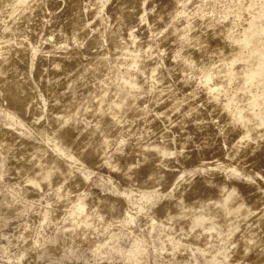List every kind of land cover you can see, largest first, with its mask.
<instances>
[{
  "label": "rangeland",
  "instance_id": "1",
  "mask_svg": "<svg viewBox=\"0 0 264 264\" xmlns=\"http://www.w3.org/2000/svg\"><path fill=\"white\" fill-rule=\"evenodd\" d=\"M27 1L28 3H26ZM15 2L16 0H0V34L3 35H0V45L3 46L6 43L4 46L11 49V55H9V53L6 56L7 59H4V57L0 55V63L4 59L0 65V143L2 140V143H4L0 146L2 149H0V153H3L2 158H0V167L2 168L0 170L4 172L0 171V202L2 203H0V264H264V214L261 213L260 217L256 219L260 209L264 208V125L261 127V134L254 133L252 128L253 136L256 134V140H250L246 143L247 145L245 144L246 146L243 145L244 147H238L241 148L238 149L234 145V142L238 139L236 131H239V128L237 126L233 127L234 129H229L227 127L229 125H226L225 116L227 115L225 110L221 108L219 103L213 102V100L208 97L204 85L201 84L200 86L199 84L198 86L199 78L195 75V72L200 67L213 63L216 60V56L209 54H211L210 51L216 50L217 46H221V49L225 47L222 50H227L228 52L234 50V47H230L229 41L224 38L225 31L228 28L239 31L246 25L249 19L247 8L249 6L248 0H241V3L240 1L237 2L232 0H183V3H176L175 0H107L101 8V2L98 0H25L21 4ZM17 2L19 1L17 0ZM175 3L177 5L178 3H182L183 5L180 4V6H177ZM9 10L11 11L9 12ZM106 14L109 15L108 20L105 17ZM141 15L143 18L142 20ZM1 27L4 32L1 30ZM6 27L7 29H5ZM8 27L10 28L9 30ZM129 30H133L137 34V40L134 44H130L127 40ZM2 32L5 33L7 37H4ZM8 37L9 42L5 40V38ZM63 41H67L69 49L59 47ZM203 41L205 42L203 43ZM12 42L14 43L12 44ZM29 42L32 45V51H30V53L28 51V48H30ZM17 45H19V47ZM27 45L29 47H27ZM126 45L129 47L132 46V49L134 45L140 48L144 46L143 49L146 50H148V46L151 45V49L153 50L152 57H147L144 52H140V54L143 55L142 59L147 67V73L145 75L141 74L139 67H132L130 69L140 83L143 84V93L141 92L140 96H138V101L133 102L132 97H129L127 101L132 104L133 107H136L137 110L133 109L134 112H132V116L131 114L124 116L125 119L119 123L103 122L95 130L93 129L94 121L91 120V122H87V119L85 121L82 114L85 112L86 108L91 109L92 106L95 105L91 94L92 92L100 90L101 84L98 82V79H107V77H105V74L108 73L107 68L114 62V59L117 58V56H113V54L119 51L118 47ZM23 48H25V50ZM36 50L39 51L37 58L32 56ZM45 52L46 56L44 55ZM103 52H110L111 54L107 56L108 58L100 59L97 69H90L84 72L85 64L95 62L94 60H98L99 55ZM54 61L59 62L60 66L56 65ZM218 61L219 60H217V63ZM30 62L32 66L36 64L32 68L33 72L31 71V73L29 70ZM54 63L56 66H51L54 65ZM58 66L60 68H58ZM115 69L116 68H114V71L117 73L118 71ZM46 70H49V72ZM154 70H158L157 77L160 79V81H158L159 84L152 79ZM79 73L80 78L76 80V76H78ZM4 83L7 86L2 89V86H5ZM148 86H151V88L148 89L151 92L148 90L146 91ZM194 87L197 89L195 94L191 92ZM194 95L197 97L194 98ZM175 96L184 98L180 102L182 105L178 103V106L174 107V101L177 100V98L174 99ZM190 98L192 99L190 100ZM195 102L197 103L195 104ZM79 103L81 104L79 108L80 115L77 116L76 119H72L68 127H61L59 122L56 121V113L60 112L59 115L68 113V115H70L72 111L76 110L75 107ZM143 105L147 106V109L145 108L146 111ZM168 105L171 106V108ZM6 108L11 112L9 113ZM189 108H191L192 111ZM21 109L23 111H21ZM219 109H221V111ZM156 111L162 112L157 113ZM166 111L168 113L170 111L173 113L170 112L171 114L169 113L170 115L168 114L166 116L164 114ZM12 112H21V114L18 113L20 114L21 121L17 119L16 122L13 123L11 121V116H9ZM180 115L181 117L179 118L178 116ZM138 116H140V118ZM131 117H133V119ZM88 119H91V117ZM74 121L76 122L74 123ZM83 121L86 124L85 127L83 126ZM224 122V129L222 128L220 130ZM23 123L26 124V127H24V124L21 128L20 125ZM139 124L141 126H139ZM144 124L146 125L144 126ZM10 125H13L14 129L10 127ZM36 126L38 128H35V130L32 129ZM8 127L11 129H8ZM29 127L33 130L32 133H29ZM82 127H84V129ZM91 129L94 130L92 133ZM232 129L233 131H231ZM39 131L43 132V134ZM147 131L148 133H145ZM45 132H48L50 135H55L54 137H59V140L57 139L55 141L57 150L54 151L49 148V150L41 156L40 164L36 159L34 150L38 145L49 146L47 141L44 140L45 138H43ZM105 135H108L110 138L108 145L101 143ZM150 139L152 141H159L160 143L164 140L170 141V144L174 147V144H176L178 149H180V145H183V152H178V155H175L176 152L168 155L170 160H168V156L163 157L161 160H157L153 159L155 158L154 155H149L150 160L146 159L140 161L139 164L141 165L136 164V168H130L129 163L141 157V154L139 155L141 144L151 141ZM50 142L52 141L50 140ZM139 142L141 144H139ZM51 154H53V157ZM5 156L9 158H5ZM71 156L75 157V159H71ZM14 157H16V159ZM221 160L223 162L231 161L237 163L242 166V168L244 167L245 170L255 175L258 180H253L248 183L243 179L240 180V178L237 177V173H232L233 178L231 177L232 179L229 178V180L236 182L231 184L230 181L224 177L225 175L221 170L215 169V171H211L204 164ZM10 162L12 165H10ZM80 162L82 164H80ZM53 163L58 164V167L56 166L58 171L53 167L55 168L53 173L55 176L52 175L53 178L51 177L50 180H46L48 182L45 181L48 185L44 182L40 185V187L43 185L42 189L36 186L37 190H35V185L31 184V186L27 184L28 182L25 180L26 176H39L43 173V171L39 169L40 166L52 165ZM152 169H157V172L149 176V172ZM184 169L186 172L184 181H182L183 178L180 180L181 182L179 181L174 192L175 194H181L188 205H184L186 207L183 206L182 208L173 206L174 197H170L169 199L168 197H164L166 199H160L157 204L152 207L157 213H155L156 219H158L159 222L150 217L152 213L150 210L152 209L146 212L152 200L150 194L135 192L133 193V199H131L128 191H118L120 189L118 188L119 186L122 188L131 183H133L132 186H134L135 183H140L141 181V183L145 181L144 184H147L145 187L147 189L155 182V180H153L154 182L152 181L155 175L156 178L160 175L163 176L159 181L162 184L160 185L158 182L156 183L157 186L169 189L173 176ZM44 170L46 169L44 168ZM127 171H129L130 174H128ZM61 172L62 174H60ZM218 173H222V175H216ZM59 175L61 178H59ZM227 175H230V173H227ZM139 178L142 180L140 181ZM130 180L132 182H130ZM222 180L229 182L226 183L227 187L231 184L232 187L235 188V194L231 196L228 204L236 207L238 203L242 202L243 205L241 209L243 211L246 210V207L255 211L249 214L245 219L236 220L239 222H237L238 224L236 223L235 229L230 231L231 233L225 230L224 234L226 232L229 234L226 233L227 238H220L219 240V238H217L218 236H216L214 232L212 233L210 229H207L205 233L199 236L200 239L196 238V240L195 238H190L191 236L183 233V229L181 228L184 227L188 229L189 223L191 219H193L195 213L207 212L215 214L217 217L216 221L219 224H224V208L214 204V201L223 200L222 189L218 188L219 186L217 185V183L220 184ZM66 181L69 185L66 184ZM124 181L127 182L125 183ZM49 182L51 183L50 185ZM116 183H118L119 186L114 189L113 185ZM207 184H209L208 186L211 184L213 185L208 187ZM29 189L34 190L30 191ZM11 190L15 192L12 193ZM17 191H19V194ZM56 191L59 193H56ZM31 193L33 196H31ZM66 193L68 194L65 195ZM11 195L13 196L11 197ZM65 196H67L66 199ZM7 197L8 199L5 200ZM15 197H18L17 200ZM19 197L21 201L23 199L24 202L19 201ZM72 197L79 200L85 197L83 201H85L86 208H84L86 210L84 209L81 214L75 217L72 215L75 211L74 204L79 200H70ZM98 197H101V199ZM107 197H113L114 199L110 201L111 198H109V200ZM62 198L64 202L62 201L63 203H60ZM104 200L106 203L110 201L114 204L115 200L118 202L116 201L114 205L110 204V202L105 204ZM65 201H67V203ZM15 202H17V204H14ZM55 203L58 204L56 205ZM7 204H9V206ZM68 204H70V206H68ZM165 204L172 205L170 207L171 215L174 216V220L178 221L170 220L171 222L170 224L168 223L169 225L164 222L165 218L162 216L164 212L161 207ZM62 205L64 208L61 207ZM111 205H113V207ZM115 205H117L119 209ZM109 206H111V209H109ZM156 206L159 207L160 210L157 209ZM115 209H117V211ZM123 209L127 211L124 212L125 210L123 211ZM94 211L96 213L99 211V213L96 214ZM100 212L101 215L104 214L102 215L103 218ZM44 213L45 216L47 214H56L53 215V217L49 215L46 218L47 222H45L46 220H43ZM40 214L41 216H38ZM84 214H86L85 217L83 216ZM91 214L93 216L94 214L96 215L94 216L96 221ZM112 215L114 216V220L110 219ZM116 216L118 217L116 218ZM129 216L132 217L133 221L126 220ZM29 217L31 219H36L33 221L30 220ZM121 217L123 220H119ZM148 217L150 220H148ZM227 217L230 218L231 216ZM76 219L78 220L76 221ZM85 219H88V223ZM152 220L156 222L153 221V223L151 222ZM83 221L86 222L87 225H90L85 226L86 223ZM94 221L95 223H93ZM113 221H115L116 224L115 222L112 223ZM126 221H128V223ZM30 223L31 227L29 226ZM73 223L77 225H73ZM82 223L85 224V227H83ZM96 223H98L100 227L95 225ZM151 223L153 228L150 225ZM70 224H72L71 228ZM100 224H102V226ZM127 224H129L128 226L131 228L128 227ZM134 225L135 228H133ZM166 225L169 228L166 227ZM78 226L82 227L77 229ZM89 226L92 229L90 234ZM171 226H173L174 230L171 229ZM67 227L68 229H65ZM109 227L112 228L109 229ZM176 227L177 229H175ZM24 228H26V234ZM69 229H71V231H68ZM168 229L172 230V234L176 233V236L180 234L185 242L179 245L177 243L176 245L177 238H172L170 241L167 240L165 233ZM97 230L99 231L97 232ZM110 230L112 232H110ZM145 230L148 232H145ZM175 230H178L179 233L175 232ZM137 231L140 235L135 234ZM252 231H254L255 237H257L258 240L249 248H245V239ZM22 233L23 236H21ZM73 233H75V235H73ZM162 234L166 239L163 238ZM68 235L71 236L69 237ZM25 236H27V238ZM84 236H88L87 238H89V236L91 237L88 240L82 238ZM107 236L111 237L107 238ZM18 237L23 238L19 239ZM242 238L244 240H242ZM25 239L28 241H25ZM69 240L73 241L71 242ZM75 240L77 241L75 242ZM189 240H191V243ZM19 241L20 244H18ZM231 241L232 243L229 246ZM26 242H28V244ZM63 242L64 244H62ZM81 242H83L82 245ZM71 243L74 245L78 243V246H74ZM229 247L230 249H228ZM141 248L142 251H140ZM255 248L256 251H254ZM98 249H100V251L102 250V252H98ZM28 251L29 253L31 251V255L28 254ZM226 253L228 254L227 257L231 258V261L227 260V257L225 261ZM238 257L240 259H238ZM251 259L253 261H251ZM26 260L27 262L30 261L27 263Z\"/></svg>",
  "mask_w": 264,
  "mask_h": 264
},
{
  "label": "bare ground",
  "instance_id": "2",
  "mask_svg": "<svg viewBox=\"0 0 264 264\" xmlns=\"http://www.w3.org/2000/svg\"><path fill=\"white\" fill-rule=\"evenodd\" d=\"M15 1V0H14ZM19 2H17V0H16V2L15 3H19V4H21L22 2H24L25 0H18ZM99 2H101V4H100V8L102 7V5L103 4H105V1H107V0H98ZM176 1V3L177 2H182L183 3V0H175ZM232 1H240V3H241V0H232ZM245 1V0H244ZM248 2H249V6L247 7L248 8V13H249V19H248V21L246 22V25L245 26H243L242 28H241V30H239V31H236V30H232L231 28H228L226 31H225V35H224V38H226L228 41H229V44H230V47H234L232 50V52H228L227 50H222L223 48H225V47H223L222 49H221V46H217L216 47V50H214V51H210L211 52V54H209V55H214V56H216V60L213 62V63H210V64H208V65H204V66H202V67H200L196 72H195V75L199 78V82H198V86H199V84H200V86H201V84L202 85H204V88H205V92H207L206 94L208 95V97L209 98H211L212 100H213V102L215 101V103L217 102V103H219L220 104V106H221V108H223V110H225V112H226V115L227 116H225L226 117V119H225V121H226V125H229V126H227L229 129H231V128H233V127H238L239 128V131H236L237 132V134H238V139H237V141L236 142H234L235 144V146L238 148V147H244V146H246L247 144L246 143H248L250 140L251 141H255L256 140V134H255V136H253V132H252V128H253V131H254V133H259V134H261V127L264 125V0H248ZM26 3H28V1L26 2ZM98 3V2H97ZM145 3V2H144ZM143 3V4H144ZM175 3V4H176ZM182 3H178V5L180 6V4H182ZM18 4V5H19ZM25 4V3H24ZM26 5V4H25ZM145 5V4H144ZM177 5V4H176ZM177 5V6H178ZM183 5V4H182ZM14 7H15V5H14ZM16 7H17V5H16ZM19 7V6H18ZM13 8V7H12ZM25 8V7H24ZM17 9V8H16ZM20 9V8H19ZM15 10V9H14ZM22 10V9H21ZM11 10H9V12H10ZM12 11H13V9H12ZM16 11V10H15ZM101 11V10H100ZM103 11H104V9H103ZM20 12V11H19ZM22 12H23V10H22ZM98 13L100 14V12L98 11ZM97 13V14H98ZM102 13V12H101ZM11 14V13H10ZM22 14V13H21ZM96 14V15H97ZM19 15H20V13H19ZM103 15V14H102ZM101 15V16H102ZM146 15V14H145ZM173 16V15H172ZM190 16V15H189ZM105 17L107 18V20L109 19L108 17H109V15L108 14H106L105 15ZM104 18V17H103ZM172 18V17H171ZM189 18V17H188ZM143 18H142V15H141V20H142ZM103 20V19H102ZM4 21H5V19H4ZM3 21V22H4ZM6 23V22H5ZM89 23H90V21H89ZM5 26H7L8 25V23H7V25L6 24H4ZM3 25V26H4ZM229 25V24H228ZM231 26V25H230ZM180 27H182V26H180ZM4 28V27H3ZM5 29H7V27L5 28ZM10 28L8 27V30H9ZM175 29H177V28H175ZM1 30H2V27H1ZM104 30H105V28H104ZM179 30V29H178ZM3 31V30H2ZM177 31V30H176ZM4 32V31H3ZM2 32V33H3ZM7 33V32H6ZM4 34V37L6 36L7 37V35H5V33H3ZM1 35V34H0ZM104 35V34H103ZM1 36H3V35H1ZM8 36H9V34H8ZM127 36H128V42L130 43V44H134L135 42H136V38H137V34L133 31V30H129V33L127 34ZM10 37V36H9ZM9 37L8 38H5V40H8V42H9ZM101 38H102V35H101ZM12 39V38H11ZM107 41V40H106ZM6 42V41H5ZM103 42H104V40H103ZM127 42V43H128ZM205 41H203V43H204ZM224 42H226V41H224ZM1 43V42H0ZM11 43V42H10ZM9 43V44H10ZM14 42H12V44H13ZM28 43V42H27ZM30 43V42H29ZM201 43V42H200ZM222 43V42H221ZM221 43H220V45H221ZM3 44V43H2ZM6 44V43H5ZM4 44V45H5ZM129 44V45H130ZM137 44H139V43H137ZM2 46V45H0V55H1V57H4V59H7L6 58V56L9 54V55H11V52H10V50L11 49H9V47H5V46ZM11 45V44H10ZM20 45V44H19ZM19 45H17L18 47H19ZM225 45V44H224ZM7 46H8V44H7ZM25 46H26V44H25ZM31 43H30V48H28L29 50V53H30V51H32L31 50ZM140 46V45H139ZM228 46V45H227ZM27 47H29L28 45H27ZM59 47H63V48H65V49H69L68 47H69V44L67 43V41H63L62 43H61V45L59 46ZM132 46H128V45H126V46H120V47H118L119 48V51H116L114 54H113V56H117V58H115L114 59V62H112L109 66H108V73L107 74H105V77H107V79H105L104 80V78L103 79H98V82L101 84V87H100V90L99 91H97V92H92V99H94L93 101L95 102V105L94 106H92V108L91 109H85V112L82 114V116H84V119H85V121H86V119H87V122H91V120H93L94 122V128L93 129H97L98 128V126L101 124V123H103V122H115V123H119V122H121L122 120H124L125 118H124V116H126V115H130L131 114V116H132V112H134V110L136 109V107H133L132 106V104H130L129 102H127L128 101V98L129 97H132V101L134 102V101H138L137 99H138V96H140V94H141V92L143 93V91H142V88H143V84L142 83H140V81L136 78V76L131 72V68L132 67H139L140 68V70H141V74L142 75H145L146 73H147V67H146V63L144 62V60L142 59V57H143V55H141L140 54V52L142 51V52H144L145 54H146V56L147 57H152V54H153V50L151 49V45H149L148 46V50H146V49H143V47L144 46H142V48H140V47H136L135 45H134V48L132 49L131 48ZM22 48V47H21ZM24 50H25V48H23ZM27 49V48H26ZM62 49V48H61ZM58 50V49H57ZM16 51V50H15ZM21 51V50H20ZM61 51V50H60ZM65 51V50H64ZM38 50H36V51H34V54L32 55V56H34L35 58H37V56H38ZM48 52V51H47ZM57 52V51H56ZM208 52V51H207ZM13 53V52H12ZM28 53V52H27ZM53 53V52H52ZM55 53V52H54ZM62 53H63V51H62ZM15 54H17V53H15ZM109 54H111L110 52H103V53H101V55H99V58H98V60L97 59H95L94 61L95 62H91V63H87V64H85L84 66H85V68H84V72H86V71H88V70H90V69H97V65H98V63L100 62V59L101 58H106ZM207 54V53H206ZM18 55V54H17ZM39 55H40V53H39ZM41 55H43V54H41ZM45 56H46V52H45V54H44ZM47 55H48V53H47ZM13 56V55H12ZM16 56V55H15ZM19 56V55H18ZM41 58H43V57H41ZM96 58V57H95ZM108 58V57H107ZM4 59H3V61H4ZM0 60H1V58H0ZM102 60V59H101ZM217 60H219L218 61V63H217ZM2 61V62H3ZM1 62V63H2ZM55 62V61H54ZM1 63H0V65H1ZM6 63V62H5ZM56 63V65H59L60 66V63L59 62H55ZM55 63H54V65H51V66H56L55 65ZM113 64V65H112ZM5 65V64H4ZM36 65V64H35ZM35 65H31V62H30V66H29V70H30V73H31V71L33 72V67L35 66ZM6 66V65H5ZM58 66V68H60ZM4 67V66H3ZM45 67V66H44ZM47 67V66H46ZM50 67V66H49ZM2 68V67H1ZM57 68V69H58ZM114 68H116L115 70L116 71H118L117 73L114 71ZM124 68H125V70H124ZM154 68V67H153ZM3 69V68H2ZM5 69V68H4ZM121 69V70H120ZM1 70V69H0ZM53 70V69H52ZM3 71V70H2ZM45 71V70H44ZM47 71V70H46ZM63 71H64V69H63ZM47 72H49V70L47 71ZM115 72V73H114ZM158 70H154L153 71V73H152V79L155 81V82H158V81H160V79L157 77V75H158ZM151 74V73H150ZM2 75H3V73H2ZM80 78V73H79V75L78 76H76V80L77 79H79ZM110 78H113V79H110ZM48 83V82H47ZM5 84V83H4ZM158 84H159V82H158ZM7 85L5 84V86L3 85L2 86V89H3V87H6ZM192 87V86H191ZM151 88V86H148L147 88H146V91L148 90V89H150ZM199 89V88H198ZM163 90V89H162ZM196 90L197 89H195V87L191 90V92L193 93V94H195L196 93ZM200 90H201V88H200ZM200 90H198L199 92H201ZM1 91V90H0ZM149 92H151L150 90H148ZM154 91H155V89H154ZM157 91H160V90H157ZM188 91V90H187ZM186 91V92H187ZM190 91V90H189ZM203 91V90H202ZM163 92V91H162ZM203 93V92H202ZM121 94V95H120ZM180 95H182V94H180ZM190 95V94H189ZM200 95V94H199ZM157 96H158V94H157ZM191 96V95H190ZM156 97V96H155ZM197 96L196 95H194V98H196ZM200 97V96H199ZM177 98V100L176 101H174L175 102V106L174 107H177L178 106V103H180L184 98L183 97H180L179 96V98L177 97V96H175L174 97V99H176ZM91 99V98H90ZM186 99H188V98H186ZM192 98H190V100H191ZM197 100H198V98H197ZM210 100V99H209ZM152 103V102H151ZM154 103H156V102H154ZM197 102H195V104H196ZM143 104V103H142ZM202 104H205V103H202ZM207 104V103H206ZM155 105V104H154ZM154 105H152V106H154ZM157 105V104H156ZM159 105V104H158ZM180 105H182L181 103H180ZM200 105V104H199ZM216 105V104H215ZM80 106H81V104L79 103V104H77V106L75 107L76 108V110H74V111H72L71 113H70V115H68V113H65V114H62V115H59V113L60 112H55L56 113V121L57 122H59V125H61V127H64V126H66V127H68L69 126V124H70V121L72 120V119H76V117L77 116H79L80 115V112H79V108H80ZM144 106V105H143ZM169 106V105H168ZM198 106V105H197ZM206 106V105H205ZM147 106H144L143 108H144V110H145V108H146ZM170 108H171V106H169ZM196 107V106H195ZM194 107V108H195ZM215 107H217V106H215ZM148 108H149V106H148ZM197 108V107H196ZM210 108H212V107H210ZM219 108V107H218ZM217 108V109H218ZM7 109V108H6ZM10 109V108H9ZM134 109V110H133ZM147 109V108H146ZM151 109V108H150ZM166 109V108H165ZM190 110H191V108H189ZM188 109V110H189ZM137 110V109H136ZM189 110V111H190ZM216 110V109H215ZM220 111H221V109H219ZM7 111L10 113L11 111L10 110H8L7 109ZM21 111H23L22 109H21ZM81 111V110H80ZM146 111V110H145ZM173 111V110H172ZM184 111V110H183ZM192 111V110H191ZM67 112V111H66ZM153 112V111H152ZM157 112V111H156ZM160 112H162V111H160ZM159 111L157 112V113H160ZM171 112V111H170ZM169 112V113H170ZM187 112V111H186ZM217 112V111H216ZM219 112V111H218ZM18 113H20L21 114V112H12V114H9V116H11V121L13 122V123H15L16 122V120L17 119H19L20 121H21V118H20V114H18ZM154 113V112H153ZM167 111L166 112H164V114L167 116L168 114H169ZM171 113H173V112H171ZM170 113V114H171ZM184 113V112H183ZM220 113H222V112H220ZM8 114V113H7ZM156 114V113H155ZM169 114V115H170ZM135 115V114H134ZM140 115V114H139ZM147 115V114H146ZM157 115V114H156ZM162 115V114H161ZM187 115V114H186ZM220 115V114H219ZM223 115H225V114H223ZM149 116V115H148ZM183 116V115H182ZM212 116V115H211ZM222 116V115H221ZM91 117V119H88V118H90ZM93 117V118H92ZM130 117V116H129ZM137 117V116H136ZM139 118H140V116H138ZM157 117V116H156ZM179 118L181 117V115L180 116H178ZM187 117V116H186ZM222 117H224V116H222ZM127 118V117H126ZM132 119H133V117H131ZM150 118V117H149ZM158 118V117H157ZM160 118V117H159ZM213 118V117H212ZM217 118V117H216ZM218 118H219V116H218ZM78 119V118H77ZM148 119V118H147ZM163 119V118H162ZM221 119V118H220ZM144 120V119H143ZM154 120V119H153ZM156 120V119H155ZM216 120H218V119H216ZM20 121H18V122H20ZM82 121V120H81ZM149 121V120H148ZM147 121V122H148ZM219 121V120H218ZM76 121H74V123H75ZM84 122V121H83ZM125 122V121H124ZM131 122H133V121H131ZM151 122V121H150ZM214 122V121H213ZM73 123V122H72ZM82 123V122H81ZM80 123V124H81ZM126 123V122H125ZM144 123H146V122H144ZM217 123V122H216ZM24 124L25 123H23V124H21L20 125V127L22 128L23 126H24ZM84 124H85V122H84ZM83 124V126L85 127L86 126V124L84 125ZM131 125V124H130ZM132 125H133V123H132ZM137 125H138V123H137ZM136 125V126H137ZM143 125V124H142ZM146 124H144V126H145ZM164 125V124H163ZM224 125H225V122H224V124H222L221 125V127H220V130L224 127ZM139 126H141L140 124H139ZM144 126H143V128H144ZM216 126H217V124H216ZM216 126H214V127H216ZM218 126H220V125H218ZM10 127H14L13 125H10ZM10 127H8V129L10 128ZM24 127H26V124H25V126ZM84 127H82L83 129H84ZM126 127V126H125ZM124 127V128H125ZM131 127V126H130ZM226 127V126H225ZM17 128V127H16ZM35 128H38L37 126L36 127H33L32 129H34L35 130ZM73 128H75V127H73ZM127 128V127H126ZM132 128V127H131ZM151 128V127H150ZM217 128V127H216ZM11 129V128H10ZM14 129V128H13ZM12 129V130H13ZM31 129V127H29V130H30V132L29 133H32V130ZM93 129H91V133L94 131ZM119 129H121V128H119ZM135 129V128H134ZM137 129V128H136ZM141 129V128H140ZM139 129V130H140ZM165 129V128H164ZM224 129V128H223ZM234 129V128H233ZM233 129L231 130V131H233ZM81 130V129H80ZM126 130H129V129H126ZM76 131V130H75ZM79 131V130H78ZM125 131V130H124ZM137 131V130H136ZM143 131H146V130H143ZM229 131V130H228ZM39 132H41V131H39ZM55 132H56V130H55ZM81 132H82V130H81ZM121 132V131H120ZM137 132H139V131H137ZM218 132H220V131H218ZM224 132H226V131H224ZM223 132V133H224ZM42 134H43V132H41ZM140 133V132H139ZM145 133H148V131L147 132H145ZM223 133H222V135H223ZM45 135H44V137L43 138H45L44 140L45 141H47V143L49 144V146H45V145H38V146H34L35 147V150H34V154H35V156H36V159H37V161H38V163H40L41 164V162H40V158H41V156L46 152V151H48L49 150V148H51L52 150H54V151H56L57 150V147H56V145H55V141L59 138H57V137H54L55 135H50V134H48V132H45L44 133ZM81 134V133H80ZM130 134V133H129ZM141 134V133H140ZM144 134V133H143ZM174 134V133H173ZM218 134V133H217ZM220 134V133H219ZM227 134H229V133H227ZM136 135V134H135ZM137 135H139L138 133H137ZM136 135V136H137ZM146 135V134H145ZM150 135V134H149ZM148 135V136H149ZM32 136V135H31ZM60 136H62V135H60ZM136 136H135V138H136ZM174 136V135H173ZM172 136V137H173ZM259 136H262V135H259ZM33 137V136H32ZM50 137V138H49ZM139 137H140V135H139ZM162 137V136H161ZM15 138V137H14ZM53 138V139H52ZM64 138V137H63ZM135 138H133V139H135ZM142 138V137H141ZM140 138V139H141ZM147 138V137H146ZM174 138V137H173ZM172 138V139H173ZM139 139V140H140ZM50 140L52 141V142H50ZM59 140V139H58ZM137 140H138V138H137ZM137 140H136V142H137ZM151 140V139H150ZM3 141V140H2ZM2 141H1V143H0V146H2V144H4V143H2ZM39 141V140H38ZM43 141V140H42ZM61 141H62V139H61ZM109 141H110V138L108 137V135H105L104 136V138H103V141L101 142L102 144H104V145H108V143H109ZM143 141H144V139H143ZM174 142H176V141H174ZM173 142V143H174ZM143 143V142H142ZM139 144H141L140 142H139ZM246 144V145H245ZM175 145V147H176V144H174ZM244 145V146H243ZM138 146H140V145H138ZM178 146V145H177ZM174 146H172L171 144H170V141H166V140H164L162 143H160L159 141H148V142H145V143H143V144H141V146H140V153H139V155L141 154V157L138 159V160H136V161H131L130 163H129V167L130 168H133V167H135L136 168V164H139V162L140 161H143V160H146V159H149V155H151V156H155V158H153V159H157V160H161L163 157H166V156H168V155H170V154H173V153H175L176 152V154L175 155H178L177 153L178 152H181L182 150H183V148L182 147H184L183 145H180V149H178V147H176L175 148ZM3 148V147H2ZM69 148V147H68ZM0 149H1V147H0ZM70 149V148H69ZM238 149H241V148H238ZM237 149V150H238ZM2 150V149H1ZM71 150V149H70ZM14 152V151H13ZM12 152V153H13ZM18 152V151H17ZM101 152L103 153V151L101 150ZM128 152V151H127ZM137 152V151H136ZM183 152V151H182ZM16 153V152H15ZM48 153V152H47ZM46 153V154H47ZM3 154V153H2ZM2 154L0 153V155H1V157L0 158H2ZM54 154V153H53ZM53 154H51V156L53 155ZM180 154V153H179ZM183 154V153H182ZM48 155H50V154H48ZM48 155H46V156H48ZM16 156V155H15ZM12 157H13V155H12ZM32 157V156H31ZM53 157V156H52ZM169 157V156H168ZM5 158H9L8 156H5ZM15 159H16V157H14ZM57 158V157H56ZM71 159H75V157H73V156H71L70 157ZM14 159V160H15ZM55 159V158H54ZM53 159V160H54ZM176 159V158H175ZM7 160H9V159H7ZM33 160V159H32ZM59 160V159H58ZM125 160V159H124ZM150 160V159H149ZM168 160H170V157H169V159ZM10 161H12V160H10ZM51 162V161H50ZM55 162V161H54ZM7 163H8V161H7ZM19 163V162H18ZM43 163V162H42ZM47 163V162H46ZM52 163V162H51ZM156 163H158V162H156ZM5 164V163H4ZM3 164V165H4ZM17 164V163H16ZM54 164V165H53ZM52 165H47V166H40V170H42L43 171V173L41 174V175H39V176H36V175H31L30 177H28V176H26L25 177V180L28 182L27 184H29V185H31V184H33V185H35V187L36 186H39V188H41L42 189V187H43V185H42V187H40V185L42 184V183H44L46 180H50L51 179V177H52V175H53V173H54V169L56 168V166L58 167V164H55V163H53ZM80 164H82L81 162H80ZM205 164V166L206 167H208L209 168V170H211V171H215V169L216 170H221L223 173H224V177H226L228 180H229V178H231L233 175H232V173H237L238 174V178H240V180L241 179H243V180H245V181H247L248 183L249 182H252L253 180L255 181H257L258 180V178L255 176V175H253L252 173H250V172H248L247 170H245V168L243 169L242 168V166H240V165H238L237 163H233V162H231V161H229V162H223L222 160L221 161H218V162H216V161H214V162H208V163H204ZM2 165V166H3ZM10 165H12L11 164V162H10ZM45 165V164H44ZM61 165V164H60ZM79 165V164H78ZM139 165H141V164H139ZM1 166V165H0ZM15 166V165H14ZM39 166V165H38ZM127 166V165H126ZM16 167V166H15ZM53 167H55V168H53ZM140 167V166H139ZM44 168L46 169V170H44ZM69 168V167H68ZM0 169H2L1 167H0ZM57 169V168H56ZM62 169H64V168H62ZM65 170H67V169H65ZM71 170V169H70ZM69 170V171H70ZM137 170V169H136ZM139 170V169H138ZM0 171H2L3 172V170H0ZM6 171V170H5ZM56 171H58V169L56 170ZM69 171H67V172H69ZM73 171V170H72ZM126 171V170H125ZM130 171V170H129ZM129 171H127L128 172V174H130V172ZM220 171V172H221ZM1 172V173H2ZM64 172V171H63ZM141 172V171H140ZM154 172L156 173L157 172V169H152L150 172H149V176H151V175H154ZM172 172V171H171ZM219 172V171H218ZM4 173V172H3ZM125 173V172H124ZM124 173H123V175H124ZM136 173V172H135ZM186 172H185V169L184 170H181V172L180 173H178L177 175L175 174L174 176H173V179H172V181H171V183H170V186H169V189H166V188H160L159 186H157V184L156 183H158L160 180H161V177H163L162 175H160V176H157L158 178H156V175H155V177L154 178H152V181L153 180H155V182L151 185V187H149V188H145L146 186H147V184L145 183L144 184V182L143 183H141L142 181V179L140 180V178H139V180L141 181L140 183H135V185L134 186H132V184L133 183H131V184H126L127 186H123L122 188L119 186V184L118 183H116L115 185H113V188L115 189V187H118V188H120L118 191H120V192H124V191H128V194H130V198L131 199H133V193H135V192H141V193H147V194H150V196H152V200H151V202H150V205L148 206V208H147V210H146V212H148V210H150V209H152V207L154 206V205H156L157 204V202L161 199L162 200V198H164V197H168V199L170 198V197H174V201H173V206H178L179 208H182L184 205H188V204H186V200H185V198L181 195V194H175V192H174V190L176 189V187H177V184L179 183V181L182 179V181H184V175H186L185 174ZM227 173H230V175H227ZM59 174V173H58ZM60 174H62V172L60 173ZM66 174V173H65ZM65 174H63V175H65ZM71 174V173H70ZM161 174V173H160ZM214 174V173H213ZM212 174V175H213ZM190 175V174H189ZM193 175V174H192ZM216 175H222V173L221 174H216ZM236 175V174H235ZM234 175V176H235ZM53 176H55V174L53 175ZM62 176V175H61ZM70 176V175H69ZM125 176V175H124ZM128 176H130V175H128ZM132 176H133V174H132ZM71 177V176H70ZM69 177V178H70ZM186 177H188V176H186ZM211 177V176H210ZM53 178V177H52ZM59 178H61L60 177V175H59ZM58 178V179H59ZM64 178H65V176H64ZM128 178V177H127ZM126 178V179H127ZM137 178V177H136ZM136 178H133V179H136ZM233 178V177H232ZM231 178V179H232ZM55 179V178H54ZM53 179V180H54ZM131 179V178H130ZM207 179V178H206ZM205 179V180H206ZM226 179V180H227ZM52 180V181H53ZM65 180V179H64ZM66 180H67V178H66ZM70 180H73V179H70ZM138 180V179H137ZM136 180V181H137ZM148 180V179H147ZM204 180V181H205ZM226 180H222L221 181V183L220 184H218L217 183V185L219 186L218 188H220V189H222L221 191L223 192V200L222 201H214V204L215 205H220L222 208H224V215H225V219H224V224H219L216 220H217V217H216V215L215 214H211V213H207V212H199V213H195L194 214V217H193V219H191V222L189 223L190 225H189V227H188V229L187 228H184V227H182L181 229H183L182 230V232L183 233H185V234H187V235H189V236H191L190 238H198V239H200V237L199 236H201L203 233H205V231L207 230V229H210L211 231H212V233L214 232L215 234H216V236H218L217 238H219V240H220V238H227V234H228V232L229 233H231L230 231L232 230V229H235V227H236V225L238 224L237 222H239V221H236V220H238V219H245L249 214H251L253 211H255V210H251L250 208H247L246 207V210H242L241 209V206L243 205V203L242 202H240V203H238L237 204V206L236 207H233V205H230V204H228V201H229V199L231 198V196L233 195V194H235V188L234 187H232V185L231 184H233L234 182H236V181H233V180H229L230 181V183L231 184H229L230 186L229 187H227V184L226 183H229V182H226ZM239 180V179H238ZM239 180V181H240ZM55 181H56V179H55ZM69 181V180H68ZM74 181V180H73ZM167 181V180H166ZM169 181V180H168ZM20 182V181H19ZM18 182V183H19ZM46 182H48V181H46ZM45 182V183H46ZM59 182V181H58ZM61 182H62V180H61ZM60 182V183H61ZM67 182V181H66ZM65 182V183H66ZM125 182V181H124ZM127 182V181H126ZM125 182V183H126ZM130 182H132L131 180H130ZM135 182V181H134ZM151 182V181H150ZM181 182V181H180ZM186 182V181H185ZM215 182V181H214ZM217 182V181H216ZM242 182V181H241ZM22 183V182H21ZM54 183V182H53ZM56 183V182H55ZM79 183V182H78ZM120 183V182H119ZM152 183V182H151ZM213 183V182H212ZM245 183V182H244ZM258 183V182H257ZM26 184V183H25ZM47 184V183H46ZM51 183L49 182V185H50ZM64 184V183H63ZM66 184H68V182L66 183ZM65 184V185H66ZM77 184V183H76ZM118 184V185H117ZM122 184V183H121ZM120 184V185H121ZM124 184V183H123ZM159 184L161 185L162 183H160L159 182ZM168 184H169V182H168ZM23 185H24V183H23ZM48 185V184H47ZM55 185V184H54ZM69 185V184H68ZM72 185V184H71ZM125 185V184H124ZM149 185V184H148ZM209 184H207V186H208ZM211 185H213V184H211ZM210 185V186H211ZM32 186V185H31ZM30 186V187H31ZM67 186V185H66ZM76 186V185H75ZM210 186H208V187H210ZM251 186V185H250ZM260 186V185H259ZM19 187V186H18ZM29 187V186H28ZM25 188V187H24ZM32 188V187H31ZM33 188H34V186H33ZM38 188V189H39ZM47 188V187H46ZM60 188V187H59ZM61 188H63V187H61ZM65 188V187H64ZM67 188H68V186H67ZM45 189V188H44ZM57 189H58V187H57ZM78 189V188H77ZM194 189V188H193ZM201 189V188H200ZM203 189V188H202ZM22 190L24 191V189L22 188ZM30 191H33V190H31V189H29ZM35 190H37V187L35 188ZM60 190V189H59ZM58 190V191H59ZM62 190V189H61ZM72 190V189H71ZM207 190V189H206ZM210 190V189H209ZM12 191V190H11ZM26 191H28V190H26ZM58 191H56V193L58 192ZM64 191H65V189H64ZM67 191V190H66ZM68 191H69V189H68ZM184 191V190H183ZM205 191V190H204ZM13 192H15V191H12V193ZM18 192V194H19V191H17ZM76 192V191H75ZM74 192V193H75ZM28 193V192H27ZM33 193V192H32ZM31 193V194H32ZM59 193V192H58ZM72 193V192H71ZM92 193V192H91ZM90 193V194H91ZM94 193V192H93ZM97 193V192H96ZM95 193V194H96ZM17 194V195H18ZM55 194V193H54ZM61 194V193H60ZM60 194H58V195H60ZM62 194H63V192H62ZM68 193H66L65 195H67ZM76 194V193H75ZM98 194V193H97ZM96 194V195H97ZM99 194H101V193H99ZM183 194H184V192H183ZM263 194H264V190H263ZM8 195V194H7ZM56 195V194H55ZM78 195V194H77ZM88 195V194H87ZM105 195V194H104ZM13 195H11V197H12ZM28 196H29V194H28ZM31 196H33V194L31 195ZM30 196V197H31ZM69 196V195H68ZM70 196H72V195H70ZM76 196V195H75ZM86 196V195H85ZM98 196H100V195H98ZM109 196V195H108ZM112 196V195H111ZM149 196V197H150ZM6 197V196H5ZM66 197L67 196H65V199H66ZM77 197V196H76ZM88 197V196H87ZM91 197V196H90ZM97 197V196H96ZM115 197V196H114ZM16 198V200H17V198L18 197H15ZM23 198V197H22ZM78 198V197H77ZM76 198V199H77ZM85 198V197H84ZM84 198H82V199H77V200H79L76 204H74L75 206V211L73 212V216L75 217V216H78L79 214H81L82 213V211L86 208V206H85V201H83V199ZM99 198V197H98ZM97 198V199H98ZM108 198V197H107ZM109 198H111V197H109ZM108 198V199H109ZM166 198H164V199H166ZM6 199H8V197L7 198H5V200ZM19 199H20V197H19ZM76 200L75 198H73L72 197V199H70V200ZM93 199V198H92ZM99 199H101V197L99 198ZM112 199H114L113 197L111 198V200L110 201H112ZM120 199H122V198H120ZM9 200H10V198H9ZM59 200H61V199H59ZM58 200V201H59ZM69 200V201H70ZM85 200V199H84ZM86 200H89V199H86ZM106 200V199H105ZM105 200H104V202H105ZM108 200V201H109ZM11 201H12V199H11ZM10 201V202H11ZM19 201H21V199L19 200ZM22 201L24 202V200L22 199ZM21 201V202H22ZM29 201V200H28ZM63 201V198H62V200H61V202L60 203H63L62 202ZM67 201H68V199H67ZM67 201H65L66 203H67ZM91 201V200H90ZM97 201V200H96ZM107 201V202H108ZM109 201V202H110ZM116 201L117 200H115L114 202V204H116ZM121 201V200H120ZM172 201V200H171ZM170 201V202H171ZM18 202V201H17ZM17 202H15L14 204H17ZM89 202V201H88ZM92 202V201H91ZM108 202V203H109ZM118 202V201H117ZM1 203V202H0ZM59 203V202H58ZM57 203V204H58ZM96 203H100V202H96ZM108 203H106L105 202V204H108ZM123 203V202H122ZM126 203V202H125ZM2 204V203H1ZM11 204V203H10ZM56 204V203H55ZM56 204V205H57ZM70 204H71V202H70ZM70 204H68V206H70ZM72 204H73V202H72ZM93 204V203H92ZM92 204H89V205H92ZM95 204V203H94ZM110 204H113V202L111 203L110 202ZM113 204V205H114ZM8 206H9V204H7ZM66 205V204H65ZM103 205H104V203H103ZM113 205H111L112 207H113ZM125 205V204H124ZM132 205V204H131ZM130 205V206H131ZM2 206V205H1ZM68 206H65V207H68ZM102 206V205H101ZM100 206V207H101ZM111 206H109L110 208L109 209H111ZM115 206H117V205H115ZM118 206H119V204H118ZM117 206V207H118ZM122 206H123V204H122ZM172 205L171 204H165L164 206H162L161 207V209L163 210V212H164V214L162 215V216H164V222H166L167 224L169 223L170 224V222L171 221H178V220H174V216H172L171 215V209H170V207H171ZM54 207V206H53ZM61 207H63V205L61 206ZM85 207V208H84ZM106 207V206H105ZM157 207V206H156ZM184 207H186V206H184ZM1 208V207H0ZM54 208H56V207H54ZM64 208V207H63ZM92 208V207H91ZM102 208H103V206H102ZM116 208V207H115ZM120 208L122 209V207L120 206ZM124 208V207H123ZM132 208V207H131ZM131 208H129V209H131ZM262 208V207H261ZM99 209H101V208H99ZM105 209V208H104ZM104 209H102V210H104ZM118 209H119V207H118ZM127 209V208H126ZM157 209H159V207H157ZM2 210L4 211V209L2 208ZM1 210V211H2ZM86 210V209H85ZM88 210V209H87ZM116 211H117V209H115ZM125 209H123V211H124ZM132 210V209H131ZM130 210V211H131ZM160 210V209H159ZM259 210V209H258ZM2 211V212H3ZM97 211V210H96ZM105 211V210H104ZM114 211V210H113ZM116 211H115V213H116ZM119 211V210H118ZM127 210H125L124 212H126ZM130 211H128V212H130ZM152 211V213L150 214L151 216V218H154L156 221H158V219H156V211L154 210V209H152V210H150V212ZM34 212V211H33ZM54 212V211H53ZM95 212V211H94ZM111 212V211H110ZM127 212V213H128ZM169 212V213H168ZM50 213V212H49ZM86 213V212H85ZM88 213H90V212H88ZM87 213V214H88ZM96 213V212H95ZM97 213H99V211L97 212ZM96 213V214H97ZM106 213V212H105ZM118 213H121V212H118ZM144 213H145V211H144ZM156 213V214H155ZM261 213L262 214H264V208H262V209H260V211H259V214H257L258 216L256 217V219L257 218H259L260 217V215H261ZM35 214V213H34ZM38 214V213H37ZM56 214V213H55ZM55 214H49L50 216H52L53 217V215H55ZM111 214H112V212H111ZM114 214V213H113ZM117 214V213H116ZM115 214V215H116ZM142 214H143V212H142ZM141 214V215H142ZM1 215V214H0ZM48 214L45 216V213L43 214V220H46L45 222H47V217L49 216ZM71 215V216H72ZM85 215L86 214H84L83 216L85 217ZM92 215V214H91ZM90 215V216H91ZM99 215V214H98ZM100 215H101V212H100ZM102 215H104V214H102ZM101 215V216H102ZM123 215H124V213H123ZM122 215V216H123ZM131 215V214H130ZM146 215V214H145ZM33 216V215H32ZM38 216H41V214L40 215H38ZM89 216V215H88ZM93 216V215H92ZM94 216H96L95 214H94ZM93 216V217H94ZM107 216H108V214H107ZM119 216V215H118ZM118 216H116V218L118 217ZM121 216V215H120ZM125 216V215H124ZM140 216V215H139ZM143 216V215H142ZM147 216H149V215H147ZM227 216H231L230 218H228ZM35 217H37V216H35ZM54 217H56V216H54ZM80 217H81V215H80ZM93 217H91V218H93ZM104 217H106V216H104ZM109 217V216H108ZM107 217V218H108ZM113 215H112V217L110 218L111 220L113 219ZM127 217V216H126ZM30 218V217H29ZM34 218V217H33ZM56 218H58V217H56ZM70 218V217H69ZM90 218V219H91ZM102 218H103V216H102ZM149 218V217H148ZM148 218H146V219H148ZM36 219V218H35ZM35 219H31L30 218V220H35ZM53 219V218H52ZM82 219V218H81ZM96 218L94 217V220H95ZM99 219V218H98ZM106 219V218H105ZM109 219V218H108ZM122 219V217L119 219V220H121ZM28 220V219H27ZM38 220H39V218H38ZM57 220V219H56ZM55 220V221H56ZM78 219H76V221H77ZM88 219H85V221L88 223V221H87ZM103 220V219H102ZM110 220V221H111ZM114 220V219H113ZM116 220V219H115ZM118 220V221H119ZM123 220V219H122ZM126 220H132V217H128ZM148 220H150V218L148 219ZM159 220H161V219H159ZM171 220V221H170ZM29 221V220H28ZM54 221V222H55ZM70 221V220H69ZM75 221V220H74ZM73 221V222H74ZM82 221V220H81ZM90 221V220H89ZM96 221V220H95ZM95 221L93 222V223H95ZM117 221V222H118ZM133 221V220H132ZM142 221H143V219H142ZM154 220H152L151 222H153ZM156 221H154V222H156ZM162 221V220H161ZM66 222V221H65ZM80 222V221H79ZM84 222V221H83ZM86 222H84V223H86ZM104 222H105V220H104ZM103 222V223H104ZM115 221H113L112 223H114ZM120 222H122V221H120ZM119 222V223H120ZM127 223H128V221H126ZM125 222V223H126ZM141 222V221H140ZM149 222V221H148ZM153 222V223H154ZM159 222V221H158ZM163 222V221H162ZM34 223H36V222H34ZM69 223V222H68ZM71 223H72V221H71ZM74 223H76V222H74ZM73 223V225H79V223L77 222V224H74ZM81 223V222H80ZM84 223H82L83 224V227H85V226H88V225H90V224H88L87 225V223H86V225L84 224ZM99 223V222H98ZM98 223H96L95 225H98V227H100L99 226V224ZM101 223V222H100ZM106 223V222H105ZM104 223V224H105ZM109 223V222H108ZM129 223H131V222H129ZM146 223H147V220H146ZM237 223V224H236ZM65 224V223H64ZM81 224V225H82ZM115 224H116V222H115ZM124 224V223H123ZM132 224V223H131ZM139 224H141V223H139ZM143 224H145V223H143ZM168 224V225H169ZM253 224V223H252ZM22 225V224H21ZM26 225V224H25ZM31 225V223L29 224V226ZM37 225V224H36ZM66 225H67V222H66ZM85 225V226H84ZM101 226H102V224H100ZM106 225V224H105ZM109 225V224H108ZM125 225V224H124ZM129 224H127V226H128ZM147 225V224H146ZM146 225H145V228H146ZM151 226H152V223L150 224ZM150 225H149V227H150ZM23 226H24V224H23ZM23 226H22V229H23ZM71 226H72V224H70V228H71ZM104 226V225H103ZM111 226V225H110ZM142 226V225H141ZM140 226V227H141ZM144 226V225H143ZM148 226V225H147ZM175 226H177V225H175ZM232 226V227H231ZM250 226V225H249ZM31 227V226H30ZM74 227V226H73ZM82 227V226H81ZM81 227H77V229L78 228H81ZM105 227V226H104ZM128 227H130V226H128ZM166 227H168L167 225H166ZM245 227H247V226H245ZM255 227V226H254ZM21 228V227H20ZM75 228V227H74ZM88 228V227H87ZM86 228V229H87ZM89 228H90V226H89ZM93 228V227H92ZM102 228V227H101ZM106 228H107V226H106ZM110 228H112V227H109V229ZM131 228V227H130ZM133 228H135V225L133 226ZM142 228H144V227H142ZM151 228V227H150ZM152 228H153V226H152ZM169 228V227H168ZM35 229H38V228H35ZM65 229H68V227L67 228H65ZM100 229V228H99ZM149 229V228H148ZM147 229V230H148ZM171 229H173V226H171ZM171 229H168V230H166V233H165V236L167 237V240H169L170 241V239H174V238H177V241H176V245H177V243H178V245L179 244H183V242H185L183 239H182V237H181V235L179 234L178 236H176V233H174V234H172V230ZM175 229H177V227L175 228ZM252 229H254V228H252ZM24 230H25V234L27 233V231H26V228H24ZM81 230V229H80ZM85 230V229H84ZM92 229L90 228V230H89V234H90V231H91ZM106 230V229H105ZM111 230H113V229H111ZM110 230V232H112ZM136 230H137V228H136ZM142 230V229H141ZM147 230H145V232L147 231ZM150 230V229H149ZM174 230V229H173ZM225 230H228V232H226L225 234H224V232H225ZM250 230V229H249ZM255 230V229H254ZM19 231H20V229H19ZM18 231V232H19ZM33 231V230H32ZM68 231H71V229H69ZM72 231H73V229H72ZM77 231V230H76ZM82 231H83V229H82ZM99 230H97V232H98ZM101 231V230H100ZM135 231V230H134ZM133 231V232H134ZM153 231V230H152ZM233 231V230H232ZM245 231V230H244ZM29 232V231H28ZM34 232V231H33ZM84 232V231H83ZM136 232V231H135ZM148 232V231H147ZM175 232H178V230H175ZM181 232V231H180ZM181 232V233H182ZM20 233V232H19ZM18 233V234H19ZM63 233H64V231H63ZM82 233V232H81ZM80 233V234H81ZM88 233V232H87ZM93 233H94V231H93ZM93 233H92V235H93ZM130 233V232H129ZM179 233V232H178ZM243 233V232H242ZM242 233H241V235H242ZM24 234V235H25ZM67 234H69V233H67ZM77 234V233H76ZM83 234V233H82ZM88 234V235H89ZM112 234V233H111ZM113 234H114V232H113ZM112 234V235H113ZM135 234H137V235H140V234H138V231H137V233H135ZM215 234H213V235H215ZM32 235V234H31ZM73 235H75V233H73ZM78 235V234H77ZM84 235V234H83ZM108 235V234H107ZM229 235V234H228ZM18 236V235H17ZM21 236H23V233H22V235ZM20 236V237H21ZM69 236V235H68ZM71 236V235H70ZM69 236V237H70ZM162 236H163V234H162ZM161 236V237H162ZM173 236V237H172ZM176 236V237H175ZM183 236H184V234H183ZM26 238H27V236H25ZM30 237V236H29ZM63 237H66V236H63ZM74 237V236H73ZM79 237V236H78ZM88 236H84V237H82V238H86V239H88L89 240V238L91 237V236H89V238H87ZM111 237V236H110ZM109 236H107V238H110ZM114 237V236H113ZM135 237H137V236H135ZM241 237V236H240ZM243 237V236H242ZM19 238V237H18ZM23 238V237H22ZM22 238H19V239H22ZM33 238V237H32ZM61 238H62V235H61ZM81 238V237H80ZM138 238V237H137ZM163 238H165L164 236H163ZM185 238V237H184ZM28 239H30V238H28ZM74 239H76V238H74ZM73 239V240H74ZM166 239V238H165ZM188 239H189V237H188ZM202 239H203V237H202ZM27 239H25V241H26ZM61 240V239H60ZM64 240H65V238H64ZM73 240H69V241H73ZM80 240V239H79ZM164 240V239H163ZM167 240H166V242H167ZM186 240V239H185ZM197 240V239H196ZM212 240H213V237H212ZM242 240H244L243 238H242ZM258 240V238L257 237H255V233H254V231H252V232H250V235L245 239V242H244V246H245V248H249L250 246H252V244L253 243H255L256 241ZM15 241V240H14ZM18 241V240H17ZM24 241V242H25ZM28 241V240H27ZM31 241H32V239H31ZM34 241V240H33ZM66 241V240H65ZM77 240H75V242H76ZM81 241H82V239H81ZM86 241V240H85ZM173 241V240H172ZM171 241V242H172ZM188 241V240H187ZM186 241V242H187ZM192 241H195V240H192ZM199 241V240H198ZM215 241V240H214ZM217 241V240H216ZM233 241H236V240H233ZM83 242H84V240H83ZM83 242H81V245H82V243ZM87 242V241H86ZM189 242L191 243V240H189ZM188 242V243H189ZM240 242V241H239ZM14 243V242H13ZM23 243V242H22ZM21 243V244H22ZM27 244H28V242H26ZM30 243V242H29ZM105 243H106V241H105ZM197 243V242H196ZM232 243V241L229 243V246H230V244ZM234 243V242H233ZM264 243V242H263ZM15 244V243H14ZM18 244H20V241H19V243ZM24 244V243H23ZM33 244V243H32ZM31 244V245H32ZM62 244H64V242L62 243ZM66 244V243H65ZM71 244H73V243H71ZM70 244V245H71ZM78 244V243H77ZM76 244V245H77ZM171 244V243H170ZM173 244V243H172ZM174 244H175V241H174ZM192 244H193V242H192ZM242 244V243H241ZM15 245H17V244H15ZM59 245V244H58ZM68 245V244H67ZM69 245V246H70ZM74 245V244H73ZM76 245H74V246H76ZM101 245H102V243H101ZM167 245V244H166ZM194 245H195V243H194ZM233 245V244H232ZM257 245V244H256ZM261 245H263V244H261ZM260 245V246H261ZM21 246V245H20ZM33 246H35V245H33ZM65 246V245H64ZM78 246V245H77ZM175 246V245H174ZM203 246H205V245H203ZM260 246H259V248H260ZM26 247V246H25ZM30 247H32V246H30ZM101 247V246H100ZM173 247V246H172ZM197 247H198V245H197ZM34 248V247H33ZM168 248V247H167ZM32 249V248H31ZM30 249V250H31ZM59 249V248H58ZM57 249V250H58ZM202 249H203V247H202ZM204 249H206V248H204ZM228 249H230V247L228 248ZM232 249V248H231ZM238 249V248H237ZM36 250V249H35ZM60 250V249H59ZM99 251L98 252H102V250L100 251V249H98ZM139 250V249H138ZM246 250V249H245ZM26 251V250H25ZM24 251V252H25ZM97 251V250H96ZM136 251V250H135ZM140 251H142V248L140 249ZM190 251V250H189ZM229 251H231V250H229ZM254 251H256V248H255V250ZM259 251V250H258ZM27 252V251H26ZM262 252V251H261ZM22 253V252H21ZM30 253H31V251H30ZM29 253V251H28V254H30ZM263 253V252H262ZM19 254H20V252H19ZM33 254V253H32ZM233 254V253H232ZM231 254V255H232ZM253 254H256V253H253ZM252 254V255H253ZM31 255V254H30ZM29 255V256H30ZM258 255V254H257ZM25 256V255H24ZM228 256V254L226 253L225 254V261H226V257ZM230 256V255H229ZM31 257H33V256H31ZM137 257H138V255H137ZM240 257V256H239ZM238 257V259H240ZM25 258V257H24ZM23 258V259H24ZM145 258V257H144ZM228 258V257H227ZM230 258V257H229ZM227 259V260H230L231 261V258L230 259ZM28 259V258H27ZM237 259V258H236ZM140 260V259H139ZM146 260V259H145ZM30 261V260H29ZM28 261V262H29ZM243 261V260H242ZM251 261H253L252 259H251ZM26 262H27V260H26ZM27 262V263H28ZM255 262V261H254ZM229 263H231V262H229ZM261 263V262H260ZM263 263H264V261H263ZM139 264H142V263H139ZM228 264V263H227ZM235 264V263H234ZM252 264V263H251Z\"/></svg>",
  "mask_w": 264,
  "mask_h": 264
}]
</instances>
